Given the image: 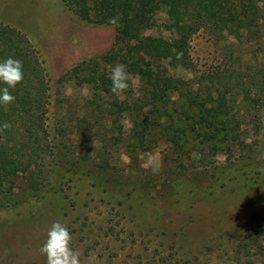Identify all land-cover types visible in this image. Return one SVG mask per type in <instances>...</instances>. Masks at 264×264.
<instances>
[{
	"label": "rangeland",
	"instance_id": "374dc122",
	"mask_svg": "<svg viewBox=\"0 0 264 264\" xmlns=\"http://www.w3.org/2000/svg\"><path fill=\"white\" fill-rule=\"evenodd\" d=\"M166 18L165 13L159 16L145 36L170 39ZM0 23L24 33L38 51L49 85L45 99L51 135L47 143H52L55 127L64 120L68 136L62 139L63 147L69 154L67 159L72 158L74 147H69L80 150L77 143L81 137L72 135L71 129L85 115L91 90L82 77L63 84L60 80L91 62L110 75L114 66L103 58L115 49L116 28L82 20L65 0H0ZM223 45L207 32L193 37L190 52L196 73L224 69L227 62ZM235 45L245 56L264 60V44L263 48ZM117 48L126 50V44ZM172 74L193 77L181 70ZM233 82L228 84L230 89ZM106 98L110 100V96ZM119 99L141 105L144 112L151 108L148 92L140 78L132 74L129 89ZM170 114L172 118L164 121L165 127L185 129L184 119L172 109ZM135 120L130 111L112 132L108 129L111 125L106 124L104 138L109 143L104 157L96 158L95 165L108 157L111 169L103 175L107 185L95 184L83 165L82 171L66 167L62 169L64 178L51 177L52 185L43 195L0 211V264H47L40 248L57 221L71 232V246L79 251L81 264H87L90 255L96 257L95 264H236L242 246L241 264H264V134L254 155L257 161L251 166L246 159L245 165H240V152L199 153L187 143L189 137L180 141L184 145L180 150L171 141L173 131L166 128L153 130L141 141L132 132ZM245 128L246 140L252 143L251 127ZM114 138H124L126 143L115 146ZM101 147L96 141V148ZM93 155L95 158L98 154ZM41 156L39 165L45 170L53 164L54 156ZM209 170L214 175L210 182L196 179L197 174ZM121 182L135 187L134 193L127 196L111 190ZM28 183L26 177L17 179L15 192L27 189ZM164 183L167 191L162 188Z\"/></svg>",
	"mask_w": 264,
	"mask_h": 264
},
{
	"label": "trees",
	"instance_id": "16d2710c",
	"mask_svg": "<svg viewBox=\"0 0 264 264\" xmlns=\"http://www.w3.org/2000/svg\"><path fill=\"white\" fill-rule=\"evenodd\" d=\"M65 1L82 20L116 28L115 49L103 60L111 66L121 63L129 75L139 77L150 96L151 108L144 112L141 105L128 104L113 95L109 74L102 72L98 63L76 67L60 83L82 77L90 86L91 96L85 103V115L78 120L77 127L71 129L72 135L81 137L77 143L80 150L78 152L71 145L73 156L67 159L69 154L62 140L68 136L64 120L61 126L55 127L52 143H47L51 135L45 99L49 85L40 55L24 33L0 23V63L13 58L23 65L22 82L9 89L15 97L14 102L0 105V211L16 208L27 198L43 195L52 185L51 177L64 178L65 170L62 169L66 167L79 171L83 165L88 173L83 172L91 176L95 184L107 185L103 175L111 169L108 157L103 158L99 166L95 165L97 159L104 157L109 143L104 138L106 124L111 125L108 129L112 132L123 115L130 111L136 116L132 132L135 138L141 137V141L153 130H165L164 121L172 118V109L184 119L186 126L185 129L166 128L174 133L171 141L175 147L183 150L180 141L189 137L187 143L199 153L209 150L212 155L224 152L232 155L237 151L243 157L240 165H245L246 159L251 166L257 161L254 155L260 149L258 141L264 134V60L245 56L235 44L263 48L264 0ZM163 13L167 17L165 28L172 37L145 36ZM113 17L117 18L118 26L109 23ZM200 32L209 33L218 44L224 43L221 48L227 64L223 70L196 73L190 47L193 37ZM124 44L126 50L117 48ZM178 53H182L179 59ZM173 70L192 73L193 77L176 76ZM231 81H234V88L230 89ZM5 87L7 85L0 82V94ZM5 123L10 127L4 128ZM245 125L250 126L254 134L252 143L246 140L248 129ZM114 140L115 146L126 143L124 138ZM96 141L102 146L100 150L96 148ZM42 153L54 156L53 164L45 170L39 165ZM94 153L98 154L95 158L92 157ZM20 177L29 180L28 187L15 192L16 180ZM196 179L210 182L214 175L210 170L204 171L197 174ZM119 185L111 190L127 196L134 193L135 187L130 188L126 182ZM162 188L167 191L165 183ZM257 241L258 238L252 240L253 244ZM242 250L243 246L238 249L236 264H241Z\"/></svg>",
	"mask_w": 264,
	"mask_h": 264
},
{
	"label": "clouds",
	"instance_id": "9594fccd",
	"mask_svg": "<svg viewBox=\"0 0 264 264\" xmlns=\"http://www.w3.org/2000/svg\"><path fill=\"white\" fill-rule=\"evenodd\" d=\"M109 23L118 26L117 18H110ZM182 53L177 54L179 59ZM111 92L117 98L123 96L129 89V73L126 66L117 63L110 70ZM23 80V65L18 59L8 58L0 63V82L7 87L0 94V105L7 106L14 102L15 97L10 94L9 89H14ZM4 128L10 125L5 123ZM72 234L65 224L57 221L48 230L47 239L40 248L41 255L46 256L47 264H81L80 253L71 246ZM96 257L90 255L87 264H95Z\"/></svg>",
	"mask_w": 264,
	"mask_h": 264
}]
</instances>
